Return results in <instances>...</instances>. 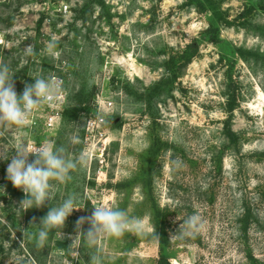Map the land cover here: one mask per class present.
I'll return each mask as SVG.
<instances>
[{"label":"rangeland","instance_id":"1","mask_svg":"<svg viewBox=\"0 0 264 264\" xmlns=\"http://www.w3.org/2000/svg\"><path fill=\"white\" fill-rule=\"evenodd\" d=\"M105 1L116 13L110 23L96 8L85 24L73 25L71 7L82 0H0V65L13 76L15 92L19 96L33 78L56 76L61 79L56 95H62L59 102L34 108L21 130L0 129V155L11 156L21 145L32 150L51 139L69 158L83 157L70 180L54 187L51 202L24 211L17 208L25 194L12 193L9 159L0 158V264H90L94 254L101 257L98 264H156L155 204L168 211L172 264H264V60L249 64L227 46L203 42L199 56L182 68L172 96L157 102L154 124L141 100L120 87L125 80L134 89L158 81L164 73L160 63L205 29L208 15L182 7L184 0ZM246 3L224 0L222 7L232 18ZM253 22L264 25V14L254 15ZM220 36L264 53V37L253 28L222 27ZM49 43L54 56L45 52ZM222 52L235 60L233 78L239 83L231 124L238 146L227 147L223 132L228 113ZM84 84L87 90L71 101L88 109L63 123L70 93ZM114 114L123 118L121 127L103 122L105 133L88 130L89 117L106 121ZM156 137L166 145L153 154ZM33 159L29 154L28 162ZM70 193L79 209L36 246L31 224H39L48 208ZM100 205L124 210L145 227L89 244L80 234L89 230L88 218ZM193 215L197 221L189 227L184 221Z\"/></svg>","mask_w":264,"mask_h":264},{"label":"clouds","instance_id":"2","mask_svg":"<svg viewBox=\"0 0 264 264\" xmlns=\"http://www.w3.org/2000/svg\"><path fill=\"white\" fill-rule=\"evenodd\" d=\"M53 48L54 44L49 43L45 52L54 56L56 53ZM28 49H30V45L25 50ZM12 77L8 74L7 66L0 65V126L4 129L15 127L19 131L28 124L34 108L55 98L59 90V83L51 79L36 77L33 78V83L25 85L22 93L18 96L12 84ZM29 154L34 157L32 162L27 160ZM0 158L9 159L6 167V179L11 182L13 187L25 194L17 208L18 210L23 209V211L33 207L39 208L46 200L51 202L54 198V187L69 181L70 171L83 160V157L80 160L69 158L66 149L56 145L55 141L51 139L32 150H26L25 146L21 145L19 150H15V154L0 155ZM76 203L75 194L70 193L59 204L50 206L40 219L39 224H31V227L35 228L36 246H42L49 231L60 230L63 227L66 217L73 210L79 209L76 207ZM196 221L197 217L193 215L184 223L191 227ZM88 222L89 230L80 235L92 245L104 235L120 237L126 231L142 230L145 227L142 219L129 218L124 210L104 205L93 208ZM186 234L190 233H181L182 236ZM100 259V255L94 254L90 256L89 261L90 264H98Z\"/></svg>","mask_w":264,"mask_h":264},{"label":"trees","instance_id":"3","mask_svg":"<svg viewBox=\"0 0 264 264\" xmlns=\"http://www.w3.org/2000/svg\"><path fill=\"white\" fill-rule=\"evenodd\" d=\"M223 2L224 0H184L181 4L182 7H194L198 12L206 13L208 15V26L200 31L197 36L193 37L183 48L172 53L167 59L160 63L163 66L164 73L158 81L152 85L143 87L142 89L140 86H136V89H134L131 83L128 80H125V83L122 84L123 87H120L125 91H130L134 94L136 99L141 100V104L146 106V112L149 113L152 123L156 124V119L159 116L157 102H164L167 96H172V90L175 88L174 83L178 79L182 68L188 65L193 58L199 56L200 45L203 42H211L215 45H223L224 47L227 46L232 52L237 53L238 57L243 58L249 64L253 61H260V59L262 61L264 60V53L259 50L238 47L230 41H224L220 36L222 27L243 26L253 28L255 33L264 37V25L255 27L253 22L254 15L264 14V0H247L243 9L232 18H230L229 10L222 7ZM71 8L73 11V25L79 20L82 24H85L94 15L93 13L96 8H100L98 17L105 18L108 23H110L111 17L116 14L110 10V6L105 0H82L81 3L74 5ZM45 16L42 15L40 17L38 28L41 26ZM154 16L155 12H153L152 18H154ZM150 26L151 25H145V30H150ZM219 59L226 62L227 65L225 69V90L223 91V94L225 95L224 109L228 113L223 127V132L228 139V144H226V146H238L239 136L231 127L233 111L238 106L240 98L239 83L233 78L235 60L231 59L230 56L223 52ZM137 80L139 79L137 78ZM84 90H87L86 84L81 85L75 92L70 91L69 100H73L75 96H80ZM82 104L83 103H74L72 101L66 104L61 112L63 123L76 119L80 115V112L85 108L88 109ZM104 122L108 127L119 128L123 123V118L119 114H114L107 117V120ZM2 128L3 127L0 126V129ZM34 137L37 140L40 139L37 135ZM155 140V148L150 149L153 154H157L163 149L164 145H166V143L160 141L157 137ZM261 155H264V152L261 153ZM109 185L111 184L109 183ZM126 185H128V182L119 183L117 186ZM12 193L14 195L18 194L21 197L23 196L22 192L17 188H13ZM167 212L166 209H160L156 204L153 207L152 224L159 242V257L156 264H172L169 260L172 254L169 250L171 242L165 226ZM249 256L252 258L251 255Z\"/></svg>","mask_w":264,"mask_h":264},{"label":"built area","instance_id":"4","mask_svg":"<svg viewBox=\"0 0 264 264\" xmlns=\"http://www.w3.org/2000/svg\"><path fill=\"white\" fill-rule=\"evenodd\" d=\"M52 81L54 82H58L59 83V87L61 86L60 85V81L61 79L60 78H57L56 76H52ZM62 95H56L54 99H52L51 101H58L61 99ZM53 116L49 119V123L48 124H52L51 122L53 121ZM104 122V118L103 116H92V117H89L87 119V128L89 131L91 132H95V133H98V134H103L105 133V129L103 128L102 124ZM39 146H34V148H37Z\"/></svg>","mask_w":264,"mask_h":264}]
</instances>
